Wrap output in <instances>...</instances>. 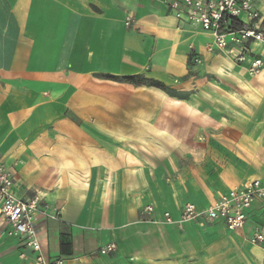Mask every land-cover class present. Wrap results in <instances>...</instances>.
Instances as JSON below:
<instances>
[{"label":"crops","instance_id":"obj_1","mask_svg":"<svg viewBox=\"0 0 264 264\" xmlns=\"http://www.w3.org/2000/svg\"><path fill=\"white\" fill-rule=\"evenodd\" d=\"M254 7L264 18V0ZM213 42L163 0H0V163L16 197L40 194L60 210L37 224L48 261L264 264L249 241L264 228L262 203L234 232L141 215L151 205L177 221L186 203L204 211L264 184V71L252 78L237 62L264 60V49L209 51ZM221 100L229 113L219 119ZM35 259L0 222L1 264Z\"/></svg>","mask_w":264,"mask_h":264},{"label":"built area","instance_id":"obj_2","mask_svg":"<svg viewBox=\"0 0 264 264\" xmlns=\"http://www.w3.org/2000/svg\"><path fill=\"white\" fill-rule=\"evenodd\" d=\"M163 3L178 21L213 35L214 42L209 46V51L224 50L230 45L246 49L252 43H258L264 49V18L255 9L254 0H163ZM232 21L242 23L244 27L231 30ZM132 22V19L127 17L125 24L130 26ZM193 62L200 64L201 60L194 58ZM237 62L245 65L249 77L260 76L264 71V60L260 57H249L243 53L237 58ZM13 185L10 169L0 163V222L6 227L7 236L18 239L26 248L34 251L36 264H63L62 260L51 262L46 259L37 229L40 217L60 220V210L43 203L40 194H35L28 200L19 199L12 192ZM258 203L264 205V184L253 181L235 187L230 193L220 195L204 211H198L195 205L186 203L177 221L170 213H157L151 205L145 206L141 215L148 217L152 223L180 227L203 218L208 223H222L227 230L234 232L246 227L251 211ZM249 241L261 248L264 259V228L257 226ZM116 249V245L111 243L101 247L99 253L110 255Z\"/></svg>","mask_w":264,"mask_h":264},{"label":"rangeland","instance_id":"obj_3","mask_svg":"<svg viewBox=\"0 0 264 264\" xmlns=\"http://www.w3.org/2000/svg\"><path fill=\"white\" fill-rule=\"evenodd\" d=\"M223 101V102H222ZM227 102V101H226ZM224 103V100H221V101H218V105H214V107H215V111H216V113H214V114H216L217 116H218V118L219 119H221V118H224V116H227V114L229 113L228 112V106H229V104H223ZM223 105H224V108H223ZM236 104H231V106H234V107H237V106H235ZM213 107V106H212ZM246 108V107H245ZM239 110L243 113L244 112V114L246 115V113L248 112V111H245V109L243 108V107H239ZM228 117V116H227ZM227 120V119H226ZM226 123H227V121H226ZM230 123V122H229ZM222 126V125H221ZM226 126H228V124L226 125Z\"/></svg>","mask_w":264,"mask_h":264},{"label":"trees","instance_id":"obj_4","mask_svg":"<svg viewBox=\"0 0 264 264\" xmlns=\"http://www.w3.org/2000/svg\"><path fill=\"white\" fill-rule=\"evenodd\" d=\"M243 27H244V25L242 23L237 22V21H232L231 25H230L231 30H239ZM128 81H131V79L130 80L128 79Z\"/></svg>","mask_w":264,"mask_h":264}]
</instances>
